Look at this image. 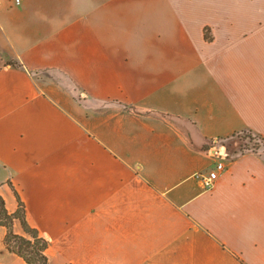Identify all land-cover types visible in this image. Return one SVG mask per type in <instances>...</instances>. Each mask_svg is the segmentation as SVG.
Wrapping results in <instances>:
<instances>
[{
  "label": "crops",
  "instance_id": "crops-1",
  "mask_svg": "<svg viewBox=\"0 0 264 264\" xmlns=\"http://www.w3.org/2000/svg\"><path fill=\"white\" fill-rule=\"evenodd\" d=\"M255 139L264 0H0V195L50 264H264Z\"/></svg>",
  "mask_w": 264,
  "mask_h": 264
},
{
  "label": "trees",
  "instance_id": "trees-1",
  "mask_svg": "<svg viewBox=\"0 0 264 264\" xmlns=\"http://www.w3.org/2000/svg\"><path fill=\"white\" fill-rule=\"evenodd\" d=\"M206 39L212 38L206 33ZM18 65V63H14ZM12 187L18 200V209L10 213L6 207V200L0 195V226L6 229L4 244L6 249L21 257L27 264H50L47 255L50 242L41 236L38 229L32 227L27 219L26 205L15 187ZM18 221L26 235L15 232V223Z\"/></svg>",
  "mask_w": 264,
  "mask_h": 264
},
{
  "label": "built area",
  "instance_id": "built-area-1",
  "mask_svg": "<svg viewBox=\"0 0 264 264\" xmlns=\"http://www.w3.org/2000/svg\"><path fill=\"white\" fill-rule=\"evenodd\" d=\"M14 2L16 4H20L21 0H14ZM208 152L217 154V150H215V148L213 147L209 148ZM217 156H218V161L215 163L214 167L211 169L209 174H207L206 176H200L202 178L204 187L208 190L213 188L220 174L226 171L227 169L225 160H227L229 157L227 155H217Z\"/></svg>",
  "mask_w": 264,
  "mask_h": 264
},
{
  "label": "rangeland",
  "instance_id": "rangeland-1",
  "mask_svg": "<svg viewBox=\"0 0 264 264\" xmlns=\"http://www.w3.org/2000/svg\"><path fill=\"white\" fill-rule=\"evenodd\" d=\"M56 77L58 79H60L66 86H68L70 89H75V86L63 75L60 74H56ZM259 142V143H258ZM251 147H249L248 149H251L253 151H258L262 148V146L264 145L263 143H261L259 140L256 141V139L252 142V144H250Z\"/></svg>",
  "mask_w": 264,
  "mask_h": 264
}]
</instances>
